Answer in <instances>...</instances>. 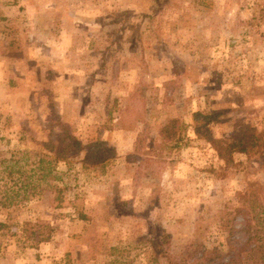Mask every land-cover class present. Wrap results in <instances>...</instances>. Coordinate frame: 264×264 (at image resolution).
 <instances>
[{
	"label": "rangeland",
	"instance_id": "obj_1",
	"mask_svg": "<svg viewBox=\"0 0 264 264\" xmlns=\"http://www.w3.org/2000/svg\"><path fill=\"white\" fill-rule=\"evenodd\" d=\"M196 113L215 138L264 130V0H0V176L16 156L38 185L0 208V264H180L200 246L254 264L227 225L244 227L239 193L264 165L225 170ZM67 134L80 149L55 161ZM96 140L114 157L85 166Z\"/></svg>",
	"mask_w": 264,
	"mask_h": 264
},
{
	"label": "trees",
	"instance_id": "obj_2",
	"mask_svg": "<svg viewBox=\"0 0 264 264\" xmlns=\"http://www.w3.org/2000/svg\"><path fill=\"white\" fill-rule=\"evenodd\" d=\"M168 122L172 125L178 124L177 120H169ZM211 122L209 115L194 114V134L196 138L203 140L216 152L218 158L223 161L225 170L235 168V166L244 167L248 164H258L263 168L264 130H258L256 127L250 125L239 124L228 137L215 138L210 131ZM166 126L167 124L164 126V130ZM66 138L68 142L64 144V140H62L60 148L55 150V161L69 163V155L80 149L81 143L74 136L67 134ZM178 140L179 138L175 140L173 144L174 148L179 147L180 142ZM51 151H54V148H51L49 152ZM85 153L86 156L83 159V165L85 166L102 167L109 159L114 157L112 148L105 142L98 140L87 144L85 146ZM234 154L244 155L246 162L235 163ZM88 161L93 162L87 165ZM10 162L5 168L7 177L0 176V208L23 204L38 195V185L34 186L32 182H28V177L23 172H20V169L16 170V173H20V176L17 178L13 176L14 167L19 162L18 157H13ZM35 163V173L45 168V160L42 156ZM47 163L50 166L52 164L51 161ZM50 172L51 170L48 169V173ZM22 177H24L23 180ZM42 178L43 176H41ZM239 202L240 206L234 209V213L238 217H243L244 227L237 231L233 226L227 225V244L231 245L233 242L240 244L236 255L237 258H241V254L244 251L246 253L255 252L259 256L254 261V264H264V231L262 232V229H264V186L258 182L247 184L245 190L239 193ZM7 227L5 223L0 222V230ZM26 232L28 230L24 228L23 233ZM234 232L243 233L246 237L245 240L235 242L230 239L234 235ZM169 238V234H164L162 237L165 243L169 242ZM219 253L216 248L209 251L205 247L200 246L189 252V254L187 253L188 255L180 260V264H189L190 258H193L194 262H199L200 264H212L216 257L219 258ZM66 264L72 263L67 262Z\"/></svg>",
	"mask_w": 264,
	"mask_h": 264
}]
</instances>
